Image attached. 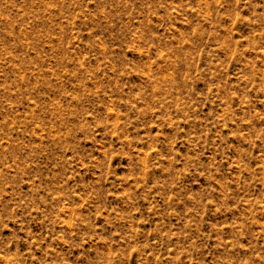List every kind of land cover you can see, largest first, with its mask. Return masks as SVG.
<instances>
[{
	"label": "rangeland",
	"instance_id": "374dc122",
	"mask_svg": "<svg viewBox=\"0 0 264 264\" xmlns=\"http://www.w3.org/2000/svg\"><path fill=\"white\" fill-rule=\"evenodd\" d=\"M0 264H264V0H0Z\"/></svg>",
	"mask_w": 264,
	"mask_h": 264
}]
</instances>
